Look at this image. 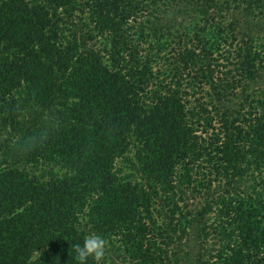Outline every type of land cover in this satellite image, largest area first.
<instances>
[{"label":"trees","instance_id":"16d2710c","mask_svg":"<svg viewBox=\"0 0 264 264\" xmlns=\"http://www.w3.org/2000/svg\"><path fill=\"white\" fill-rule=\"evenodd\" d=\"M258 22L264 0H0V264H78L92 233L105 264H264Z\"/></svg>","mask_w":264,"mask_h":264},{"label":"clouds","instance_id":"9594fccd","mask_svg":"<svg viewBox=\"0 0 264 264\" xmlns=\"http://www.w3.org/2000/svg\"><path fill=\"white\" fill-rule=\"evenodd\" d=\"M72 248L78 264H105L106 241L98 234L86 235L82 243L73 244Z\"/></svg>","mask_w":264,"mask_h":264},{"label":"rangeland","instance_id":"374dc122","mask_svg":"<svg viewBox=\"0 0 264 264\" xmlns=\"http://www.w3.org/2000/svg\"><path fill=\"white\" fill-rule=\"evenodd\" d=\"M247 22L248 21H250V19H247L246 20ZM260 23V25L256 28V27H254V33H256L257 32V30H260L261 28H264V22H258V24ZM243 27H244V29H245V31L246 32H248L249 30H247L246 29V26L245 25H242ZM88 45H89V43H88ZM263 84H264V81H263ZM190 205H192L191 207H193L194 206V203H191ZM211 237L209 238V241H211Z\"/></svg>","mask_w":264,"mask_h":264}]
</instances>
